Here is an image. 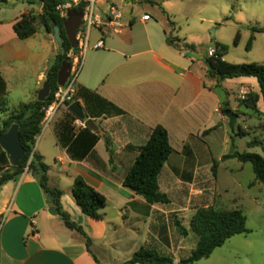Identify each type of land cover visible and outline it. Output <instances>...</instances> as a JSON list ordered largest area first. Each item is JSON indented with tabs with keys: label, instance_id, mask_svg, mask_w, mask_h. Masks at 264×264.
Segmentation results:
<instances>
[{
	"label": "crops",
	"instance_id": "1",
	"mask_svg": "<svg viewBox=\"0 0 264 264\" xmlns=\"http://www.w3.org/2000/svg\"><path fill=\"white\" fill-rule=\"evenodd\" d=\"M20 1L9 0L7 5L0 6V99H4L11 110L37 99L47 80V70L60 50L52 33L46 32L40 24L33 36L26 39L18 37L14 24L20 17L29 12L42 13L41 3ZM114 1L105 0L106 7L99 8L100 11L96 8L104 21L96 27L97 34L93 39L91 30L90 49L78 79V90L87 88L94 95L88 101L76 95V101L82 105L87 118L95 122L99 132L112 139V156L101 137L83 160L70 158L67 150L58 143L55 133L57 122L69 108L59 110L49 125V132L40 137L36 150L49 166L48 186L63 191L60 198L62 210L71 221L82 226L86 235L67 227L60 214L49 212L46 192L35 172L28 170L18 181H9L0 188V216L3 219L0 225L1 264H103L100 256H107L112 246L120 247L123 236L133 232L147 233V246L143 248L173 258L174 264H181V259L189 257L197 246L198 236L190 230L187 235L180 234L174 238L164 233L166 223L172 221L177 230L175 212L188 209L190 201L185 200L186 186L181 184H189L191 176L207 174L214 161L218 162L201 144L206 143L213 132L223 128L220 122L227 121L222 110L223 95L216 81L208 80L209 77L217 78L208 75L204 57H189L185 52L186 46L179 48L167 42V36L180 37L174 36L167 27L171 21L166 10L160 9L162 0H154L160 3L127 0L150 4L152 10L160 14L156 20H152L147 11L138 19L134 13L136 9L127 7L120 10ZM111 5L119 13L116 23L107 19ZM146 15L148 19L144 18ZM41 27L44 34L40 32ZM99 39L104 40V46L93 48ZM29 73L33 76L31 89L34 93L30 100L25 101L26 92L22 91ZM235 78L243 85L240 93L245 91L247 96L250 92L259 94L258 106L264 112L257 78ZM113 105L124 113L117 115ZM3 110L4 107L0 108L4 113L0 116V125L8 116ZM157 125L167 129L170 144V127H175L181 135V145L171 154L159 175L160 190L169 196L170 202L149 207L142 196L124 187L123 181L140 147L146 144ZM76 126L86 127L78 119ZM194 127L197 128L194 131L196 135ZM163 173L172 176L165 186L161 183ZM179 175L184 176L183 179L177 177ZM78 176L106 196L107 205L101 210L102 219L87 216L76 204L71 189ZM62 178L70 181L67 189L60 185ZM174 191L178 204L171 197ZM109 209H114L115 214L111 215ZM197 210L191 214V219ZM86 236L91 239L89 247ZM190 238H193L191 247L187 244ZM223 246L195 264H229L225 255L212 258ZM138 250L131 251V257Z\"/></svg>",
	"mask_w": 264,
	"mask_h": 264
},
{
	"label": "trees",
	"instance_id": "2",
	"mask_svg": "<svg viewBox=\"0 0 264 264\" xmlns=\"http://www.w3.org/2000/svg\"><path fill=\"white\" fill-rule=\"evenodd\" d=\"M72 0H30L31 3L38 2L42 4V13L33 12L24 13L14 24V30L19 38L26 39L33 36L38 30V24L42 25L46 32L54 33V27L59 26L63 50H59L50 64L46 76L51 86V92L45 101L35 99L22 104L19 108L11 110L4 99H0V104L4 105V112L8 116L0 125V133H5L17 121L19 124L20 139L25 148V156L17 165H11L4 149L0 146V188L9 181L18 180L24 173L28 160L33 152L35 136L41 132V122L44 117V108L51 102L57 89L64 85L70 74L71 61L68 52L78 49L76 35L82 25L83 7L85 2L71 9L67 17H61L57 10L60 4ZM152 3H160L149 0ZM9 0H0V6H5ZM254 31L264 33V27L254 28ZM238 38V37H237ZM254 36L248 43L251 49ZM178 37L167 36V42L179 48L188 47V44H181ZM218 56H204L203 61L207 67L208 75L216 77L218 82L216 86L221 87V81L234 77H256L260 91L264 100V64L257 62L250 63H231L224 59L227 53V46L221 43ZM94 95L87 88H80L77 96L88 101L89 97ZM77 97V98H78ZM259 94L250 92L246 102L247 107L260 114L257 106ZM117 115L124 111L113 105ZM228 107V102L223 101L222 110ZM78 118L68 110L55 127V133L58 143L67 150L70 158L75 161L83 160L95 147L101 137L111 156L113 154L112 139L105 133L95 132L89 127L77 128L76 120ZM209 131V130H207ZM236 133L235 131H233ZM242 132V128H240ZM251 146H261L264 152V141L254 139L250 142ZM186 147V146H185ZM175 149L171 146L167 129L162 125H157L152 129L151 135L142 147L135 159L134 164L126 174L123 185L132 190L137 195L142 196L147 206L151 207L156 203H169V196L162 192L159 187V175ZM237 158L241 162H251L256 179L264 184V157L254 152H239L224 154L222 160ZM218 162L214 161L212 171L216 173ZM29 170L40 171L42 179L39 184L46 193H52L55 197L57 213L60 214L67 227L75 229L86 235L82 226L70 220L69 215L62 210L60 198L63 191L58 188L48 186L49 166L42 161V157L34 152L33 160L29 165ZM72 196L76 204L84 214L95 219H102L101 210L107 205V198L100 191L88 185L80 176L74 179L72 184ZM177 230L181 235H187L189 230L198 236V243L191 255L181 259V264H195L196 262L208 258L215 249L223 246L231 237L248 233L247 216L240 208L218 209L212 206L202 207L197 210L190 221L189 229L181 222H176ZM87 246H90L91 239L86 236ZM149 261L152 264H174L173 258L160 254L156 250L140 248L124 264H141Z\"/></svg>",
	"mask_w": 264,
	"mask_h": 264
},
{
	"label": "rangeland",
	"instance_id": "3",
	"mask_svg": "<svg viewBox=\"0 0 264 264\" xmlns=\"http://www.w3.org/2000/svg\"><path fill=\"white\" fill-rule=\"evenodd\" d=\"M114 3L120 10L133 7L137 10L134 13L138 19L145 11L150 13L152 20L158 19L160 15L158 11H153L151 5L146 2L130 3L127 0H115ZM161 3V11L166 10L168 19L171 21L167 24L168 29L174 36H179L182 42L189 44L185 49L189 57L201 59L207 54L208 48L221 43L228 48L224 56L228 62L264 64V33L254 31V28L264 27V0H162ZM104 7H106L105 0H98L97 10ZM126 13V16H130ZM101 14L103 15L102 11ZM173 25L174 28H170ZM40 32L41 34L45 33L42 27ZM95 34L97 31L96 28H93L92 39L96 37ZM252 36H254L253 44L249 49L248 43ZM30 73L27 85L22 91L26 92L25 101L30 100L34 93V90L31 89L33 76ZM208 80L216 81V84L218 82L217 79L210 77ZM241 87L243 85L235 77L221 81L219 89L223 95V101L228 102L227 109L235 108L233 110L239 117L234 130L236 133L231 130L227 118V121L220 122V127L223 126L224 131L216 130L211 138L206 139V143L201 144L202 147L208 148L218 160L216 173L211 169L207 174L191 176L189 184H181L186 186L185 200L190 202L186 211L177 210L175 212L177 214L175 221L182 222L187 227L191 214L198 208L206 206L222 210L240 208L247 216V227L250 231L228 239L212 258L225 255L229 258V264H264V184L256 179L251 162L244 163L237 158L221 159L224 154L235 151L254 152L264 157L261 146L250 145L254 139L264 141V112L258 103L260 114L247 107L246 102L240 98ZM3 107L4 105L0 104V108ZM3 114L0 112V116ZM50 128V126L46 127L41 136L47 134ZM240 128H242V132H240ZM170 129L171 145L175 150H179L181 135L175 127H170ZM196 129L194 127L195 135ZM39 142L40 139L37 142L36 150ZM193 142H195L194 139ZM170 177L172 176L165 173L161 175L163 186L167 184ZM177 177L183 179L184 176ZM69 183V180L62 178L60 185L67 189ZM178 194H182V192H178ZM171 197L175 204H178L175 191ZM1 198L2 194H0V200ZM109 212L111 215L115 214L114 209H109ZM2 220V216H0V225ZM168 227H170V233ZM164 234L168 236L170 234L173 238L180 235L176 230L175 222L166 223ZM146 236L147 233L144 232L124 235L120 247L112 246L107 256H100L102 263L123 264L131 257V251L147 246L145 244ZM187 244L191 247L193 238L188 239ZM94 250L97 251L96 248Z\"/></svg>",
	"mask_w": 264,
	"mask_h": 264
},
{
	"label": "built area",
	"instance_id": "4",
	"mask_svg": "<svg viewBox=\"0 0 264 264\" xmlns=\"http://www.w3.org/2000/svg\"><path fill=\"white\" fill-rule=\"evenodd\" d=\"M81 2H85V4L83 7L82 25L79 28L76 35L78 49L77 50L71 49L68 52V57L71 61V70H70L69 78L64 85L60 86L57 89V91L54 93L51 102L44 108V117L41 122V132L35 136V144L33 146V152L28 160L27 166L25 167L24 173L29 170V165L33 160L34 152H36L37 142L40 139L44 129L53 122L59 110H61L62 108H69L70 104L76 101V95L78 91V79L84 66L85 56L88 50L90 49L91 30L93 28L100 27L104 21L96 10V0L68 1L63 4H60L57 7V10L60 13L61 17H67L69 11L75 8L76 6H78ZM118 18H119L118 10L114 5H111L110 13L107 18L108 21L116 23ZM144 18L148 19L149 16L146 15ZM103 46H104V40L99 39L93 45V48L98 49V48H102ZM219 51H220V47L216 45L214 47L208 48L207 55L210 57L218 56ZM240 98L242 100L247 99V93L245 91H242ZM80 122H82L85 125L83 121Z\"/></svg>",
	"mask_w": 264,
	"mask_h": 264
},
{
	"label": "water",
	"instance_id": "5",
	"mask_svg": "<svg viewBox=\"0 0 264 264\" xmlns=\"http://www.w3.org/2000/svg\"><path fill=\"white\" fill-rule=\"evenodd\" d=\"M55 41L60 45V50H63L62 37L59 26L54 27L53 33ZM51 92V86L48 80L43 84V87L39 90L37 99L39 101H45ZM69 110L80 120L85 123V125L91 128L93 131H98L99 127L95 122L87 118L86 113L82 105L78 101H74L69 106ZM225 116L229 119V126L232 131L235 130L237 125L238 115L233 109H225ZM0 146L6 152L11 165H17L20 160L25 156V148L22 145L19 132V124L16 121L5 133H0ZM36 178L40 181L42 179V173L40 171H35ZM46 203L49 207V212L53 215L57 214L55 197L52 193H46ZM141 264H152L149 261L143 262Z\"/></svg>",
	"mask_w": 264,
	"mask_h": 264
}]
</instances>
